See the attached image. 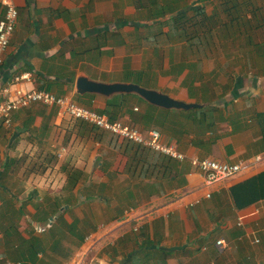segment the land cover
<instances>
[{"label": "crops", "instance_id": "obj_1", "mask_svg": "<svg viewBox=\"0 0 264 264\" xmlns=\"http://www.w3.org/2000/svg\"><path fill=\"white\" fill-rule=\"evenodd\" d=\"M13 1L19 21L0 85L30 73L24 87L108 112L110 98L77 92L85 72L107 82L139 80L208 104L164 109L130 97L117 119L160 130L165 143L188 157L171 163H160L159 155L166 156L160 152L142 145L139 151L134 142L62 116L57 106L35 103L15 111L11 126L0 123V264H264V198L238 207L232 194L264 171V0H210L208 29L189 30L208 35L194 50L184 33L170 39L165 22L171 7H191L186 0ZM233 4L256 11L232 19L222 12L213 20L217 8ZM162 10L166 15L155 18ZM3 14L0 3V19ZM166 38L179 41L177 54L155 47ZM204 56L219 61L209 69ZM258 155L263 159L248 170L212 185L190 161ZM89 216L95 222L80 227ZM67 233L81 244L64 247Z\"/></svg>", "mask_w": 264, "mask_h": 264}, {"label": "built area", "instance_id": "obj_2", "mask_svg": "<svg viewBox=\"0 0 264 264\" xmlns=\"http://www.w3.org/2000/svg\"><path fill=\"white\" fill-rule=\"evenodd\" d=\"M4 14L0 19V70L5 63L10 42L19 21V10L13 0H0ZM30 73L15 75L10 80L0 85V123L11 126L15 111L28 107L35 103L57 106L60 115H68L73 119L81 120L92 126L109 131L123 139L153 149L170 158L184 161L188 157L178 150L175 144L165 143L158 129L143 130L126 119L112 120L107 113L100 112L92 107L80 104L68 95H60L46 88H26L23 80L28 79ZM258 155L252 160L240 162H227L215 158H191L190 161L204 175L207 185H212L224 178L238 175L248 170L252 163L262 160ZM211 197V192L206 193ZM200 202L199 199L190 204ZM217 245L224 248L226 241L223 238L217 240ZM4 264H23L20 260L6 259Z\"/></svg>", "mask_w": 264, "mask_h": 264}, {"label": "trees", "instance_id": "obj_3", "mask_svg": "<svg viewBox=\"0 0 264 264\" xmlns=\"http://www.w3.org/2000/svg\"><path fill=\"white\" fill-rule=\"evenodd\" d=\"M203 1V0H202ZM210 1V0H209ZM224 1H238V0H224ZM223 1V2H224ZM188 6V5H186ZM185 6V7H186ZM183 7V8H185ZM243 10V11H242ZM256 11L253 8H240L236 4L231 6H223L217 8L211 15L213 20L219 18V15L222 12L227 13L231 17H237L238 15H243L244 11ZM170 15L169 18L165 21L170 26V39L174 38L177 34H183L187 40L189 48L193 49L196 47H203L207 44L208 35L207 33L204 36V39L201 38L198 34H193L191 29H196L199 31L200 28H207L208 29V19L209 14L207 13V6L206 4H200L198 7H191V10L180 12V8H170ZM238 13V14H237ZM166 15L162 10L161 13H156L155 18H159L160 16ZM264 59V57H263ZM138 74V73H137ZM138 83V81H136ZM132 94H117L114 97L107 99L108 104V112H106L112 120H115L120 117L122 111L128 106L130 103V97ZM149 106L156 108V106L149 104ZM203 109V108H202ZM201 109V110H202ZM150 112L146 111L145 116H149ZM133 146L136 147L139 151L144 149L141 148V145L134 144ZM143 152V151H142ZM160 163H171L172 159L159 155ZM75 185V184H74ZM232 194L235 200V203L238 207H243L250 205L262 198H264V171L260 172L259 174L237 184L232 189Z\"/></svg>", "mask_w": 264, "mask_h": 264}, {"label": "water", "instance_id": "obj_4", "mask_svg": "<svg viewBox=\"0 0 264 264\" xmlns=\"http://www.w3.org/2000/svg\"><path fill=\"white\" fill-rule=\"evenodd\" d=\"M76 90L80 94L95 93L112 98L117 94H136L148 103L164 109L189 110L196 107H204L208 103L187 102L175 98L168 93L143 86L133 81H113L107 82L89 77L85 72H81L76 81Z\"/></svg>", "mask_w": 264, "mask_h": 264}, {"label": "rangeland", "instance_id": "obj_5", "mask_svg": "<svg viewBox=\"0 0 264 264\" xmlns=\"http://www.w3.org/2000/svg\"><path fill=\"white\" fill-rule=\"evenodd\" d=\"M187 1H189L190 3V6L191 7H194V6H199L198 4H206V6H207V8L208 7H210L209 5H210V3H209V0H186V3H187ZM191 7L190 8H188V7H185L184 8V10L185 11H188V10H191ZM162 38V37H161ZM155 47H160L161 48V50H160V52H161V54H163V53H165V54H167V50L170 48V51H169V53L168 54H170V52H173V53H178L177 52V50H179L180 49V47H181V44H179V41L178 40H176V39H174V41L173 40H170V39H159V41H157L156 42V46ZM162 51H164V52H162ZM137 58H139V56H137ZM170 58V56H167V58H165V57H163V65L162 66H160V70L161 69H163L164 68V65H166V64H168L169 62H168V59ZM202 58H204V59H201L202 60V64H207L208 65V68L210 69V66L212 65V64H217V63H215V61H219V60H217L218 59V57H210V56H204V57H202ZM225 57H222V59H224ZM143 59V58H142ZM142 59L141 58H139L138 59V65H139V63H141L142 62ZM192 59L194 60V63H197L198 62V59H196L194 56L192 57ZM243 59H245V58H243ZM252 59V58H251ZM248 62V61H247ZM157 70V69H156ZM117 136V135H116ZM119 138H121V137H119ZM123 139V138H122ZM124 141H129V140H127V139H124ZM129 142H131V141H129ZM105 203H107V201L105 202ZM97 209V208H96ZM97 211H101V213H103L104 212V207H99V209H97ZM108 216V211H106V217ZM109 216H111V215H109ZM105 217V218H106ZM98 218V217H97ZM87 221H90L91 223H94L95 221H94V219H92V216H89V217H87V220H85V223H83V224H81L80 225V227H86V223H87ZM90 222L88 223V224H90ZM78 224H80V223H78ZM82 232V231H81ZM82 234L84 235V236H86V238L89 236V234L90 233H84V232H82ZM63 240H65L66 241V243H62V245L65 247V246H70V244L71 243H73L74 244V242H75V245H80L81 243V239H80V237L78 236V235H76L75 233H74V235L73 234H70V233H67L66 234V238H63ZM85 242H86V239H85ZM63 246H61V248L63 249L64 247ZM66 249V248H65ZM95 251V248H93V252ZM88 258H90V256L88 257ZM91 259V258H90ZM90 259H89V261H90Z\"/></svg>", "mask_w": 264, "mask_h": 264}]
</instances>
